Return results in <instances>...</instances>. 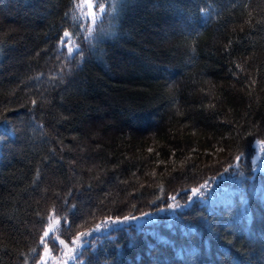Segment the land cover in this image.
Listing matches in <instances>:
<instances>
[{"label":"trees","instance_id":"16d2710c","mask_svg":"<svg viewBox=\"0 0 264 264\" xmlns=\"http://www.w3.org/2000/svg\"><path fill=\"white\" fill-rule=\"evenodd\" d=\"M91 2L0 0V264H264V0Z\"/></svg>","mask_w":264,"mask_h":264},{"label":"snow or ice","instance_id":"6c2138e0","mask_svg":"<svg viewBox=\"0 0 264 264\" xmlns=\"http://www.w3.org/2000/svg\"><path fill=\"white\" fill-rule=\"evenodd\" d=\"M79 6V5H78ZM93 4L91 2V0H83V8L87 9V16L91 17V21H92V25L93 27L91 28H85V31L87 33V35L84 37L85 39H90V41H95L99 38V34L96 32V14L95 12L92 10L93 9ZM100 11L103 13L105 11V5L104 4H100L99 5ZM115 8V5H114ZM83 15V12H82ZM77 27H80L79 25H77ZM75 33L69 32L67 29H65L62 33V35L59 37L60 40V44L63 46L65 45V42H67V52L69 54V57H71V59L68 61L69 63L72 62V60H75V56L73 55L74 52L78 51L79 52V57L80 59L76 61L77 65L83 60L84 58V52L83 49L81 47H79L78 45L74 48L72 43H71V37L74 35ZM235 67L237 69H240L241 71H243L244 69L242 68V66L240 64H236ZM71 68H69V72H71ZM43 74H41L42 76ZM235 75V73H234ZM253 83H255V81H253ZM31 103L33 105H37V101L36 100H32ZM149 151H151V149H149ZM52 155L55 156V150H52ZM47 159V158H46ZM61 161L63 160V157L60 158ZM240 156H236V160L239 161ZM40 176V170L37 169V178ZM91 187V185H89V188ZM207 187V184H203L201 185V187L199 188H192L191 189V196L188 197L189 200H191L193 197L195 196H203V192H202V188ZM160 192L163 195L164 194V189L161 186L160 187ZM161 197H157V199H160ZM167 199L170 200H176L175 196H170ZM66 202V201H65ZM164 203L166 204V206L168 208H176L179 207L178 204L175 203H167V200L164 201ZM73 208H75L76 206L73 205ZM161 209H157V211H159ZM142 216H147L149 215V213L147 212H141ZM137 219L136 216L134 215H124V216H116L114 219L112 217H108V220L111 223H120V222H127L129 220H135ZM58 223H63L62 221H58ZM75 223V219L71 220V222L67 223L65 226L70 230L72 227V224ZM102 227L101 224H97L96 225V229L99 230ZM52 228L53 226L51 224L48 225V228L43 232V235H41L39 237L40 243L41 245H43V249H44V254L45 256L48 254L49 252V245L47 243H45L46 238H49L52 232ZM86 235V233H80L79 236H83ZM73 243H75V241H73ZM56 246H62L63 248L67 249V251L64 253V255L66 257H68L69 259L74 258V253H75V249L72 247H69L68 244H66L65 240L63 239H59L58 237L56 238ZM44 262V256H41V264H43ZM61 264H67V260H64L61 262Z\"/></svg>","mask_w":264,"mask_h":264},{"label":"rangeland","instance_id":"374dc122","mask_svg":"<svg viewBox=\"0 0 264 264\" xmlns=\"http://www.w3.org/2000/svg\"><path fill=\"white\" fill-rule=\"evenodd\" d=\"M67 251V249H65V248H63V252L65 253ZM64 253H61V256H62V259H63V261L64 260H67V263L70 261V259L68 258V257H66L65 255H64ZM75 254V253H74ZM62 262V261H61ZM59 264V263H58ZM61 264V263H60Z\"/></svg>","mask_w":264,"mask_h":264}]
</instances>
